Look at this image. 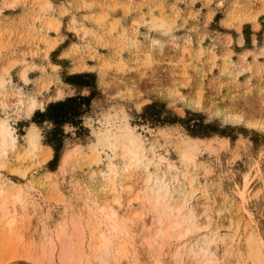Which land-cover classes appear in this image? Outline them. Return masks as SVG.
<instances>
[{"label":"rangeland","instance_id":"1","mask_svg":"<svg viewBox=\"0 0 264 264\" xmlns=\"http://www.w3.org/2000/svg\"><path fill=\"white\" fill-rule=\"evenodd\" d=\"M1 122L0 264H264V0H0Z\"/></svg>","mask_w":264,"mask_h":264},{"label":"trees","instance_id":"2","mask_svg":"<svg viewBox=\"0 0 264 264\" xmlns=\"http://www.w3.org/2000/svg\"><path fill=\"white\" fill-rule=\"evenodd\" d=\"M88 75L78 74L72 75L66 78V82L71 85H81L85 87H91L92 83L82 81ZM93 99V94L89 97L76 96L67 98L64 101H58L51 103L45 112L37 111L32 119L33 123L42 126L45 122L53 124V128L46 133V144L53 147L55 151L54 159L50 162V166L54 169L57 165L61 151L64 147L66 139L64 126L69 124L80 130L82 128V117L87 112L88 107ZM154 106H150L148 109L152 110ZM86 108V109H85ZM159 113V112H158ZM154 113V121L161 124H165L169 121L162 120L161 115ZM209 129V128H207Z\"/></svg>","mask_w":264,"mask_h":264},{"label":"bare ground","instance_id":"3","mask_svg":"<svg viewBox=\"0 0 264 264\" xmlns=\"http://www.w3.org/2000/svg\"><path fill=\"white\" fill-rule=\"evenodd\" d=\"M61 95V94H60ZM60 97V96H59ZM36 106H37V103H36V100H34V99H32V101L30 102V104H29V107H28V110H29V113L31 114V113H33L34 112V110L36 109ZM0 135H1V137H3V138H9L10 140H12V142H15V138L13 137V134H12V130L10 129V127L6 124V122H1L0 123ZM33 139H36L34 136H33V134H31V140H33ZM129 143H131V144H133L134 143V139H130L129 140ZM2 145H3V143H2ZM128 153H129V155L128 156H130L131 155V157L134 159H136L137 158V153H136V151H133V150H131V149H129L128 151H127ZM3 206H2V208H5V204H2ZM106 213V212H105ZM108 213V212H107ZM111 213V212H110ZM107 215V214H106ZM110 215V214H109ZM114 215V214H113ZM108 216V215H107ZM112 216V214L109 216V218ZM113 228L112 230L113 231H116L117 233H119V232H121L120 231V229H119V225L117 224V223H114L113 224V226L112 225H110V228ZM115 233V232H114ZM161 234V233H160ZM62 264H64V260L62 259Z\"/></svg>","mask_w":264,"mask_h":264},{"label":"crops","instance_id":"4","mask_svg":"<svg viewBox=\"0 0 264 264\" xmlns=\"http://www.w3.org/2000/svg\"><path fill=\"white\" fill-rule=\"evenodd\" d=\"M66 32H67V37L72 35V31H67L66 29ZM74 41H72L71 43H73ZM70 44H68L67 46H64L60 49L59 53H58V58L59 59H62V60H65V53L70 49Z\"/></svg>","mask_w":264,"mask_h":264}]
</instances>
